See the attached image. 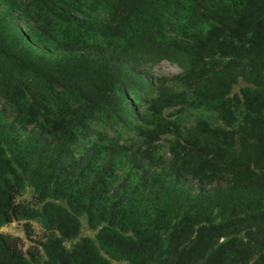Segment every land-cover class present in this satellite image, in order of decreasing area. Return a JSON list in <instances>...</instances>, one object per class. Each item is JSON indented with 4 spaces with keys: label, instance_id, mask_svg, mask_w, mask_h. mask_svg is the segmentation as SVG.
Listing matches in <instances>:
<instances>
[{
    "label": "trees",
    "instance_id": "1",
    "mask_svg": "<svg viewBox=\"0 0 264 264\" xmlns=\"http://www.w3.org/2000/svg\"><path fill=\"white\" fill-rule=\"evenodd\" d=\"M13 221L0 264H264V0H0Z\"/></svg>",
    "mask_w": 264,
    "mask_h": 264
},
{
    "label": "rangeland",
    "instance_id": "2",
    "mask_svg": "<svg viewBox=\"0 0 264 264\" xmlns=\"http://www.w3.org/2000/svg\"><path fill=\"white\" fill-rule=\"evenodd\" d=\"M153 70L155 72H163V73H176L179 69L174 66L173 64L165 61L162 62L160 65L155 66L153 68ZM242 83L240 82V84L238 86H240ZM237 89V87H236ZM33 196V193L31 192V189H27L20 197V200H31ZM81 221H82V229H81V234L82 235H94V231H92L91 229H89L86 225V221L84 217H81ZM35 228L37 229V232H39V228L37 227L36 223H34ZM0 231L2 232H9L11 234L14 235H18L20 237H22L25 241V246L28 245L30 243V241L26 238L25 236V232L23 230V226H22V222H18V221H13L11 223L5 224L2 227H0ZM67 246H69V242L65 243ZM111 264H128L125 261H116L111 259Z\"/></svg>",
    "mask_w": 264,
    "mask_h": 264
}]
</instances>
